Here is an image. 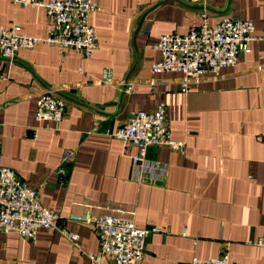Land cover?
<instances>
[{
  "label": "crops",
  "instance_id": "1",
  "mask_svg": "<svg viewBox=\"0 0 264 264\" xmlns=\"http://www.w3.org/2000/svg\"><path fill=\"white\" fill-rule=\"evenodd\" d=\"M49 1V0H42ZM90 15L98 46L91 58L76 49L40 45L21 49L14 61L0 59V146L3 164L38 190L43 206L60 213L135 211L149 236L143 262L189 264L228 252L230 264H264V40L251 43L234 66L207 73L180 89L178 71L153 73L163 34L188 33L202 23L201 4L173 0H94ZM210 24L224 16L251 19L264 36V0H211ZM14 23L30 36H45L53 19L40 6L0 0V27ZM111 68L114 79L100 80ZM45 91L66 99L58 130L35 119ZM165 104L172 138L183 153L151 146L153 170L133 177L134 145L113 136L133 112ZM39 133L36 137L35 134ZM66 149L76 151L69 177L56 169ZM79 247L52 229L35 239L0 233V264H96L93 226L66 222ZM168 231V232H166ZM101 264H112L109 256Z\"/></svg>",
  "mask_w": 264,
  "mask_h": 264
},
{
  "label": "built area",
  "instance_id": "2",
  "mask_svg": "<svg viewBox=\"0 0 264 264\" xmlns=\"http://www.w3.org/2000/svg\"><path fill=\"white\" fill-rule=\"evenodd\" d=\"M22 5L43 7L53 19L52 28L45 36L23 33L19 24L9 28L0 27V59L14 61L21 49H33L40 45L57 46L61 51L76 49L91 58L98 46L97 32L90 23V15L99 9L94 0H13ZM183 5L201 4L202 23L188 33L163 34L155 44L161 57L150 66L153 73L178 71L182 74L180 89L189 92L191 84L207 73L219 75L226 67L234 66L240 54L251 51V43L264 40L256 34L251 19L224 16L216 24H210L206 5L211 0H173ZM114 79L111 68L104 70L100 80ZM66 99L51 91L37 98L35 119L38 123L58 130L66 115ZM113 136L125 146L134 145L137 153L132 156L133 177L143 181L144 175L153 170V161L147 156L151 146H166L174 152L183 153L186 142L171 136L167 123L165 104L153 111L133 112L127 123L116 128ZM36 137L39 133L35 134ZM76 158V151L66 149L56 169L60 184L69 177L68 165ZM89 206L84 214L63 216L41 203L37 189L22 180L10 167L3 164L0 146V233L16 232L28 239H35L42 228L52 229L79 247V235L66 227V222L93 226L100 243L99 253H85L96 264L109 256L112 264L143 262L147 240L154 233H162L159 227H140L135 221V211L125 216L119 211L95 213ZM168 232V231H166ZM258 244H264L262 239ZM189 264H230L228 252L210 259L193 258Z\"/></svg>",
  "mask_w": 264,
  "mask_h": 264
}]
</instances>
